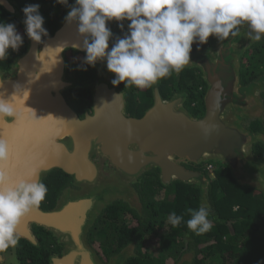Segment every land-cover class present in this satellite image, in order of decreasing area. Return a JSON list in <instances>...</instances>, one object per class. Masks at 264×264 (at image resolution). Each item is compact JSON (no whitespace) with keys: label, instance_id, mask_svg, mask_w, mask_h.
<instances>
[{"label":"water","instance_id":"95a60500","mask_svg":"<svg viewBox=\"0 0 264 264\" xmlns=\"http://www.w3.org/2000/svg\"><path fill=\"white\" fill-rule=\"evenodd\" d=\"M0 7L25 31L24 14L16 4L0 0ZM70 7L50 38L37 43L27 36L26 50L13 60L11 74L0 68V95L11 100L16 91V119L0 120V137L15 145L13 177L43 182L58 170L71 177L74 187L53 208L37 207L24 216L16 229L19 239L37 245L33 227L51 233L64 249L50 264H126L130 248L105 263L90 245L89 231L114 203L139 210L136 185L154 170L164 186H196L201 204H206L209 179L186 169V163L220 162L238 185L264 194V164L252 153L254 144H264V135L249 129L250 122L264 117V76L246 85L240 81L241 57L253 43L248 28L238 27L227 46L212 36L210 51L190 56L185 68L200 69L207 85L201 117L185 107L186 94L165 99L156 85L152 106L141 118H133L126 114L125 93L108 78L115 74L107 70L106 61L91 66L100 75L92 84L67 77V53L86 55L77 23L65 22ZM77 89L90 90L91 111L83 118L66 99L67 92Z\"/></svg>","mask_w":264,"mask_h":264},{"label":"trees","instance_id":"16d2710c","mask_svg":"<svg viewBox=\"0 0 264 264\" xmlns=\"http://www.w3.org/2000/svg\"><path fill=\"white\" fill-rule=\"evenodd\" d=\"M17 1L23 8L29 4L40 5L39 12L44 18L43 27L48 32L47 36H42L41 41L43 42L58 29L72 0H68L67 5H61L56 0ZM2 11L0 8V22L14 23L20 34L21 29L18 22L4 11L1 15ZM119 35L116 37L113 35L109 41V48ZM23 41L18 51L9 49L7 59L0 60L2 69L9 71L11 61L24 53L26 50L24 38ZM209 44L210 37L206 44L199 46L193 44V50L207 49ZM79 57L82 58V56ZM80 60L81 63L75 74L76 80L81 83L93 82L96 77L94 69L84 63V58ZM75 69L72 71L75 72ZM261 76H264V36L260 41L253 42L246 48L240 61V81L243 85ZM160 82V90L165 99L171 98L173 93H187L188 100L185 106L188 111L195 117L203 115V97L207 86L199 73L183 69L179 73L172 72L160 79ZM122 85L125 90L133 91V97L137 96L138 93L134 92L136 86L125 87L123 83ZM145 90L147 88L143 91ZM262 96L264 99V93ZM71 99V103L80 116L84 109H89L91 99L88 89L76 90V93L71 95ZM142 99L144 109L149 108L152 101L148 98L146 91L142 94ZM191 104H196V107L192 108ZM249 129L264 135V117L261 120L256 119L250 122ZM252 153L257 162L264 164L263 143L254 144ZM206 164L212 163L206 162ZM215 166L213 177L208 178V198L207 203L204 204L210 208L208 216L212 223L210 231L197 235L188 229L186 224V221L191 218L187 210L189 208L199 209L201 206L198 188L181 182H174L169 188H165L157 177V170H154L143 175L136 185L145 208L144 220L121 202L108 207L93 228L96 233L91 234L96 237V239L94 237L95 241L97 240L94 247L97 252L104 258H108L110 254L119 253L123 247L133 241L136 243L138 258L129 259L127 264L177 263V256L184 251L185 247L194 252L193 264H264V194L247 186L238 185L224 164L215 163ZM71 181L70 176L58 170L49 174L43 181L48 192L40 204L41 207L51 209ZM160 193L166 197L156 200L157 194ZM173 211L183 217L181 224L176 227L168 223V216ZM164 219L169 229L162 236L158 257H154L145 252L144 242L146 237H151L158 231L155 230L154 225L162 227L165 223ZM38 235L41 239L39 249L26 241L19 240L14 254L19 264H49L47 257L60 253L61 247L57 245L52 235L42 230ZM10 250L12 249L6 252Z\"/></svg>","mask_w":264,"mask_h":264},{"label":"clouds","instance_id":"9594fccd","mask_svg":"<svg viewBox=\"0 0 264 264\" xmlns=\"http://www.w3.org/2000/svg\"><path fill=\"white\" fill-rule=\"evenodd\" d=\"M56 2L68 4V0ZM39 7L29 4L22 9L25 33L37 43L48 35ZM64 19L69 24L77 23L86 65L95 67L97 60L106 61L107 70L115 74L113 86L123 83L125 87L145 89L172 72H181L191 61L193 44H206L210 36L223 41L246 24L250 40L260 41L264 36V0H75ZM113 20L130 23L127 33L109 48L113 33L107 23ZM118 26L123 30V23ZM23 43L14 23L0 22V60H6L9 49L18 51ZM15 95L16 91L11 100L0 95V120L16 119L12 102ZM11 161L9 143L0 137V253L18 244L19 222L39 207L48 192L43 182L14 178ZM187 211L191 217L186 221L188 229L197 235L211 230L206 206ZM182 220L174 211L168 216L173 227Z\"/></svg>","mask_w":264,"mask_h":264},{"label":"flooded vegetation","instance_id":"af4514ba","mask_svg":"<svg viewBox=\"0 0 264 264\" xmlns=\"http://www.w3.org/2000/svg\"><path fill=\"white\" fill-rule=\"evenodd\" d=\"M10 1H12L14 4H16L17 5V7H18V9H19V11H21L22 12V9H23V7L19 4V2L17 1V0H10ZM1 8V7H0ZM2 9V8H1ZM3 10V9H2ZM4 11V10H3ZM3 11H2V13H1V15L2 14H7L5 11H4V13H3ZM23 13V12H22ZM24 14V13H23ZM7 15H9V14H7ZM10 16V15H9ZM12 17V16H11ZM13 18V17H12ZM16 20V19H15ZM17 21V20H16ZM18 22V21H17ZM119 23H123L124 24V28H123V30L118 26V24ZM130 23V21H127V20H125V21H122V22H117V21H115V20H113V21H110V22H108L107 23V26L111 29V31H112V33H113V35H114V37H116L117 35H119L117 38H122L126 33H127V31H128V29H127V25ZM19 24V23H18ZM19 26H20V24H19ZM246 26V24H244V25H240V26H238L239 28H241V29H247L248 27H245ZM20 29H21V32H20V34H21V36L25 39V43H26V47H27V35H26V33H25V31L22 29V27L20 26ZM215 38V37H214ZM216 39V38H215ZM232 39V36L231 35H229V37L228 38H226L225 40H223V41H220L224 46H227L228 45V43H229V41ZM42 40V39H41ZM211 41H212V36H210V44H209V47H207V49H200V48H196L195 50H193L191 53H190V56L191 55H194L195 53H205V52H208V51H210V47H211ZM253 42H256V41H253ZM197 49H199V50H197ZM25 52V51H24ZM79 56H82L81 54H79V53H72V52H68L67 53V62H68V73H67V77L69 78V79H72V80H75V81H77L76 80V76H75V74H76V71H77V69H78V66L80 65V63H81V60L80 59H82V58H84V56H82V58H80ZM18 57V56H17ZM16 58V57H15ZM14 58V59H15ZM13 59V60H14ZM13 60L11 61V64H12V62H13ZM11 64H10V70L9 71H7V70H4V69H2L1 67V69L5 72V73H8V74H11L12 73V70H11ZM76 68V69H75ZM73 69H75V72H73L72 70ZM94 69V68H93ZM183 69H190V70H194L195 71V73H199L200 75H201V77H202V72H201V70L200 69H198L197 67H192V68H183ZM94 71H95V74H96V77H95V80L94 81H96L99 77H100V75L96 72V70L94 69ZM177 76H178V74H177ZM114 77H115V75H109L108 76V78L109 79H114ZM203 79V78H202ZM93 81V82H94ZM203 81H204V79H203ZM77 82H79V81H77ZM93 82H91V83H81V82H79V83H81V84H92ZM205 82V81H204ZM160 84H161V82H160V80H158L157 81V83L156 84H154V85H152L151 87H149V88H147V90H145L146 92H147V96H148V98H150V101H152L151 102V106H152V104H153V95H154V92H153V89L155 88V86L156 85H158V91H159V93H160V95H161V97L162 98H165L164 97V95L162 94V92H161V90H160ZM206 84V83H205ZM118 87H119V89H121L124 93H125V101H126V114H127V116L128 117H133V118H141L143 115H144V113L146 112V110L148 109V108H146V109H144V103H143V99H142V94H140L141 93V91H142V89H140V88H137V87H135L133 90H134V92L137 94V96H135V97H133V91H130L129 92V90L128 89H124L123 88V85H122V83L121 84H119V85H117ZM134 86V85H133ZM207 86V85H206ZM137 88V89H136ZM206 89H207V87H206ZM77 90H86V89H77ZM89 90V89H88ZM144 90V89H143ZM144 91V92H145ZM89 92H90V90H89ZM76 93V90H72V91H69V92H67L66 93V99H67V102L76 110V108H75V106L71 103V101H72V99H71V95L72 94H75ZM205 93H206V90H205ZM177 94H186L187 95V93H173L172 94V96H174V95H177ZM74 96V95H73ZM171 96V97H172ZM204 96H205V94H204ZM204 98V97H203ZM90 99H91V96H90ZM168 99H170V98H168ZM187 100H188V95H187V97H186V101H185V105H186V103H187ZM149 101V102H150ZM150 106V107H151ZM133 107V108H132ZM149 107V108H150ZM186 107V106H185ZM191 107L193 108V107H196V104H191ZM144 109V110H143ZM188 109V108H187ZM90 111H91V102H90V105H89V109H84V111H83V113H82V115L80 116L79 115V113L77 112V114L79 115V117L80 118H83V116L85 115V113H87V112H89L90 113ZM205 165H207L206 164V162H203V163H201L200 165H193V164H184L183 166L186 168V169H189V170H193V171H197V172H200V173H202V174H204L205 176H207L206 174H208L207 172H206V167L207 166H205ZM212 165V164H211ZM203 166H205V168L203 167ZM213 166V165H212ZM214 168V167H213ZM158 172V171H157ZM145 175V174H144ZM159 174L157 173V177H158V179H159V176H158ZM143 177H141L140 179H139V181L142 179ZM139 181H138V183H139ZM160 181V180H159ZM137 183V184H138ZM161 183V182H160ZM173 184V183H172ZM172 184H170V185H168V186H164V185H162V186H164L165 188H169ZM68 188H74L73 186H72V181H71V183H70V185L67 187V188H65L62 192H61V194L59 195V197H58V199H57V201H56V203H55V205L57 204V202L59 201V198L63 195V192L65 191V190H67ZM140 196V195H139ZM160 199V198H159ZM140 200H141V198H140ZM54 205V206H55ZM113 205V204H112ZM112 205H110V206H112ZM200 205H202L201 204V202H200ZM208 205V204H207ZM53 206V207H54ZM109 206V207H110ZM52 207V208H53ZM207 207H209V206H207ZM39 208L40 209H44V210H48V209H45V208H43V207H41V205H39ZM107 209V208H106ZM131 210V212H135L142 220H144V218H145V216H146V214H145V208H144V205H143V202H142V200H141V207H140V209L139 210H132V209H130ZM208 210L210 211V208H208ZM105 211V210H104ZM103 211V212H104ZM103 212H102V214H103ZM101 214V215H102ZM100 215V216H101ZM100 218V217H99ZM98 221V220H97ZM141 222V221H140ZM164 222L165 223H163L162 224V227H159V226H157V224L156 225H154V227L156 228L155 230H162L163 228H165L166 229V231H168V229H169V227L166 225V219H164ZM97 223V222H96ZM96 225V224H95ZM167 227V228H166ZM94 228V227H93ZM93 228L89 231V235H88V241H89V243H90V245L94 248V250L97 252V250L95 249V247H94V245L96 246V244H95V242H97V240L95 241V239H96V237H95V235H94V237H95V239H94V237H93V235L91 236V234L93 233V234H95L96 233V230L94 231L93 230ZM40 230H42V231H44V232H47V233H49L48 231H46V230H44L43 228H40V227H33L32 228V232H33V234H34V236H35V238H36V241H37V245H34V244H32V243H30V242H28V241H26V240H23V239H19V240H21V241H26L27 243H29L31 246H33V247H35V248H37V249H39L40 247H41V245H40V238H39V232H40ZM158 232V231H157ZM157 232L155 233V234H153V236L154 235H156L157 234ZM159 233V232H158ZM50 235H52L51 233H49ZM153 236H151V237H153ZM52 237L56 240V243H57V245H59L60 247H61V251H60V253H55V254H51V255H49L48 257H47V259H48V262H49V264H50V258L52 257V256H55V255H61V253H62V251H63V249H64V244L63 243H60V242H58V240L52 235ZM148 238H150V237H148ZM146 239H147V237H146ZM94 243V244H93ZM136 243L135 242H133L132 241V243H130L129 245L127 244L125 247H123L120 251H119V253L120 252H122L123 250H125V249H128V248H130V253H131V256H129L130 258H128L127 259V262L129 261V259H131V258H138V254H137V248H136ZM132 246V247H131ZM16 247H17V245L14 247V248H11L12 250H10L9 252H3V253H1V255L3 256V262L2 263H0V264H19L18 263V261H17V258H16V256L14 255L15 254V249H16ZM130 253H129V255H130ZM97 254H98V256L100 257V259L103 261V262H108L109 261V259L111 258V257H113V256H115L116 254H110L109 256H108V258H104L103 256H101V254L100 253H98L97 252ZM118 254V253H117ZM193 256H194V252L193 251H190L189 250V248L187 247V249H186V247L184 248V251H182L178 256H177V258H178V260H177V263H172V264H178L181 260H190V263L191 264H193L192 263V261H193ZM127 262H126V264H127Z\"/></svg>","mask_w":264,"mask_h":264},{"label":"rangeland","instance_id":"374dc122","mask_svg":"<svg viewBox=\"0 0 264 264\" xmlns=\"http://www.w3.org/2000/svg\"><path fill=\"white\" fill-rule=\"evenodd\" d=\"M245 27H247V25L245 26ZM216 41H218V40H216ZM211 47H212V45H211ZM175 76H176V74H175ZM144 93V91L142 90L141 91V94H143ZM210 163H212L213 164V167H214V169L216 170V166H215V163H219V164H222V163H220V162H217V161H209ZM210 176H212L211 174H209ZM163 192H165V191H163ZM165 193H167V192H165ZM158 196H156L157 198H156V200H159V198H165L166 196H164V194H162V193H160V194H157ZM167 228V227H166ZM159 232V233H158ZM158 232H157V234L156 235H154L153 237H150V238H147L146 240H145V244H144V248H145V252H147L148 254H151L152 256H154V257H158V252H159V250H160V244H161V242H162V236H164L165 234H166V229L165 228H163L162 230H158ZM168 256H170V255H168ZM167 256V257H168Z\"/></svg>","mask_w":264,"mask_h":264},{"label":"built area","instance_id":"2783aa9c","mask_svg":"<svg viewBox=\"0 0 264 264\" xmlns=\"http://www.w3.org/2000/svg\"><path fill=\"white\" fill-rule=\"evenodd\" d=\"M206 171L208 172V174L213 175V171H214L213 166L211 164L210 165H207Z\"/></svg>","mask_w":264,"mask_h":264},{"label":"snow or ice","instance_id":"6c2138e0","mask_svg":"<svg viewBox=\"0 0 264 264\" xmlns=\"http://www.w3.org/2000/svg\"><path fill=\"white\" fill-rule=\"evenodd\" d=\"M9 146H10V149H11V151H12V153H13V152L15 151V145L12 144L11 141H9Z\"/></svg>","mask_w":264,"mask_h":264}]
</instances>
